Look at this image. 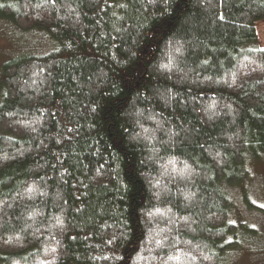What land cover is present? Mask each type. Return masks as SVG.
I'll return each instance as SVG.
<instances>
[{
    "label": "trees",
    "instance_id": "obj_1",
    "mask_svg": "<svg viewBox=\"0 0 264 264\" xmlns=\"http://www.w3.org/2000/svg\"><path fill=\"white\" fill-rule=\"evenodd\" d=\"M8 1L55 48L0 67V264H220L264 0Z\"/></svg>",
    "mask_w": 264,
    "mask_h": 264
},
{
    "label": "rangeland",
    "instance_id": "obj_2",
    "mask_svg": "<svg viewBox=\"0 0 264 264\" xmlns=\"http://www.w3.org/2000/svg\"><path fill=\"white\" fill-rule=\"evenodd\" d=\"M8 2L0 0V10ZM249 47L264 49V31H260L259 45ZM54 48L46 35L21 32L0 18V67L19 56L47 54ZM252 150L248 145L239 183L219 186L229 203L228 223L236 227L234 236L225 239L226 243L235 242V248L221 255L220 264H264V148L256 146L254 153Z\"/></svg>",
    "mask_w": 264,
    "mask_h": 264
}]
</instances>
